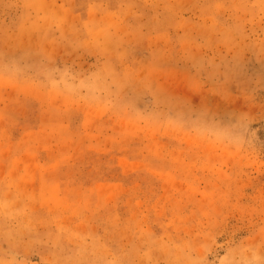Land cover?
Listing matches in <instances>:
<instances>
[{
    "label": "rangeland",
    "instance_id": "1",
    "mask_svg": "<svg viewBox=\"0 0 264 264\" xmlns=\"http://www.w3.org/2000/svg\"><path fill=\"white\" fill-rule=\"evenodd\" d=\"M0 264H264V0H0Z\"/></svg>",
    "mask_w": 264,
    "mask_h": 264
}]
</instances>
